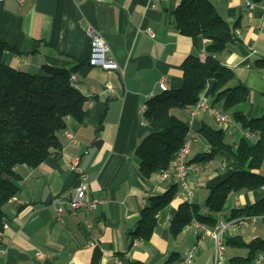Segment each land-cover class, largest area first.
<instances>
[{
    "label": "crops",
    "instance_id": "1",
    "mask_svg": "<svg viewBox=\"0 0 264 264\" xmlns=\"http://www.w3.org/2000/svg\"><path fill=\"white\" fill-rule=\"evenodd\" d=\"M210 1L236 26L238 36L219 59L235 73L231 84H244L250 93L246 102L224 111L220 104L213 105L211 85L202 92L201 97L229 116L228 124L207 112L191 118V108L180 110L183 116L176 113L189 122L188 137L197 139L188 161L210 151L200 134L204 124L224 129L226 142L236 149L241 138H253L233 113L241 111L249 119L264 114V69L256 65L264 58V3L250 7L247 0ZM178 5V0H0V40L14 47L5 51L4 62L30 73H42L45 65L74 70L73 85L87 98L84 119H69L67 129L60 132L59 151L38 167L17 168L20 191L5 204L0 220V264H92L96 251L99 264H179L191 251L195 256L189 264H212L213 240L194 225L196 220L180 233L173 232L184 202L176 196L160 212L150 240L140 238L133 245L138 239L133 231L149 199L175 184L177 192L180 190L175 179H164L160 173L144 179L136 155L138 145L151 131L143 113L147 101L160 90L163 78L169 89L180 88L186 58L206 50V39L200 37L195 44L177 30ZM88 27L106 40L108 57L119 69L89 64ZM75 158L80 159L77 171L71 168ZM190 164L202 166L189 176L196 192L194 202L201 205L209 188L236 169L227 150L212 161ZM260 171L264 174V165ZM82 182L87 185V196L102 203L74 216L69 202ZM263 196L264 187L233 194L220 219ZM58 208H63L62 216ZM260 221L232 235H240L246 242L263 237L264 233L256 235ZM229 248V264L231 257L248 254L244 248H232L229 254ZM37 252L52 256L40 259Z\"/></svg>",
    "mask_w": 264,
    "mask_h": 264
},
{
    "label": "trees",
    "instance_id": "2",
    "mask_svg": "<svg viewBox=\"0 0 264 264\" xmlns=\"http://www.w3.org/2000/svg\"><path fill=\"white\" fill-rule=\"evenodd\" d=\"M178 1L174 19L177 30L191 37L195 44L200 37L206 39L207 58L202 61L198 54L188 56L183 64L182 86L159 90L147 101L143 113L151 131L136 149L139 171L144 179L168 170L188 138L190 124L174 110L190 109L210 85L213 105L220 104L224 111L246 102L250 93L244 84H231L235 73L219 59L229 45L237 42L236 26L220 15L210 0ZM12 49L14 47L0 40V220L5 215V204L20 191L21 176L17 168L21 165L38 167L59 151L62 147L60 132L67 129L69 119H84L87 101L73 85L74 70L45 65L42 73H30L13 68L3 59L5 51ZM256 65L264 69V58L258 59ZM233 117L244 131L257 134V138L243 137L234 149L226 142L224 129L205 124L201 127L200 134L210 151L197 154L189 163L212 161L227 150L232 154L236 169L209 188L203 205L195 202L180 205L172 225L176 234L195 220L210 229L215 228L230 196L264 187V174L260 171L264 165V114L249 119L239 111L234 112ZM176 193L177 184L149 199L133 231L134 238L150 240L160 212L170 205ZM242 216H258L264 227V196L225 215L226 219ZM226 245L248 251L245 257H231L230 264H254L257 254L264 253V236L246 242L240 235H228ZM99 262L100 253L96 251L92 264Z\"/></svg>",
    "mask_w": 264,
    "mask_h": 264
},
{
    "label": "built area",
    "instance_id": "3",
    "mask_svg": "<svg viewBox=\"0 0 264 264\" xmlns=\"http://www.w3.org/2000/svg\"><path fill=\"white\" fill-rule=\"evenodd\" d=\"M250 7L257 5L252 0H247ZM264 3V2H263ZM150 35H153L151 30H148ZM86 35L91 41V54L89 58V64L94 67H101L102 69H119L118 64L108 57L109 46L106 40L93 28L88 27L85 30ZM202 61L207 58L206 50L199 54ZM167 80L163 78L160 82V90H168ZM146 105L144 106V109ZM199 112H207L209 115L215 117L221 123H230V118L222 112L219 108L211 105L204 97L200 96L199 101L191 107L190 117L194 118ZM69 137H73L70 132H67ZM247 135L253 139L257 138V134L247 132ZM196 138L188 137L184 145L177 152L171 167L168 170L161 172V176L164 179H175L180 187L176 197L182 199L184 202L193 203L195 200V190L191 186L189 176L194 169H201L200 164H190L188 156L191 151V146L196 142ZM80 159L75 158L71 163V168L75 171L79 170ZM87 185L82 182L75 188V195L69 202L70 213L77 215L80 210H95L101 200L91 199L87 196ZM64 214L63 208H58V215ZM260 217L258 216H242L232 219H220L218 225L210 229L200 222L196 221L194 224L198 228L203 230V234L208 235L213 240V257L212 264H229L227 255L226 237L232 235L237 229L249 227L256 224ZM141 239H135L133 245L137 246ZM51 257L52 254H43L37 252L38 258ZM194 251H191L179 264H189L194 259ZM118 264V262H116ZM254 264H264V253L260 252L257 254Z\"/></svg>",
    "mask_w": 264,
    "mask_h": 264
},
{
    "label": "rangeland",
    "instance_id": "4",
    "mask_svg": "<svg viewBox=\"0 0 264 264\" xmlns=\"http://www.w3.org/2000/svg\"><path fill=\"white\" fill-rule=\"evenodd\" d=\"M174 113H177V114L183 116L182 113H180V110H174ZM256 228H257V234L256 235H263V233H264V227L261 225V221H260V223H258L256 225ZM246 230L252 232V228H246ZM242 250H245V249H242ZM228 251H229V254H231L232 251H233V249L230 247Z\"/></svg>",
    "mask_w": 264,
    "mask_h": 264
}]
</instances>
